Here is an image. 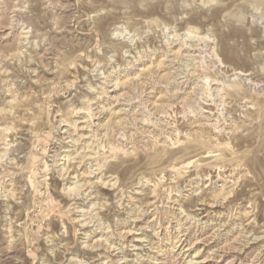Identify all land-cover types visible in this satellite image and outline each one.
Instances as JSON below:
<instances>
[{
	"label": "rangeland",
	"instance_id": "rangeland-1",
	"mask_svg": "<svg viewBox=\"0 0 264 264\" xmlns=\"http://www.w3.org/2000/svg\"><path fill=\"white\" fill-rule=\"evenodd\" d=\"M0 264H264V0H0Z\"/></svg>",
	"mask_w": 264,
	"mask_h": 264
},
{
	"label": "bare ground",
	"instance_id": "bare-ground-1",
	"mask_svg": "<svg viewBox=\"0 0 264 264\" xmlns=\"http://www.w3.org/2000/svg\"><path fill=\"white\" fill-rule=\"evenodd\" d=\"M207 88H208V89H210V88H211V81L209 82V84H208ZM9 132H10V131H9ZM9 134H11V133H9ZM74 157H75V156H74Z\"/></svg>",
	"mask_w": 264,
	"mask_h": 264
}]
</instances>
